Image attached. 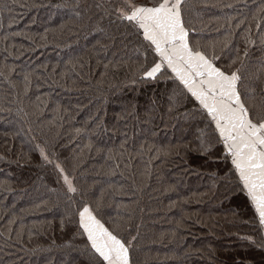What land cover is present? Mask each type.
<instances>
[{
	"label": "snow or ice",
	"instance_id": "1",
	"mask_svg": "<svg viewBox=\"0 0 264 264\" xmlns=\"http://www.w3.org/2000/svg\"><path fill=\"white\" fill-rule=\"evenodd\" d=\"M55 7L66 9L78 20L85 17L91 20L95 16V31L112 42L104 46L105 52L116 46L118 38L110 30L113 25L115 31L120 32V43L125 49L129 43L135 42L132 49L136 55L135 67L132 68L123 57L116 59V53H113L112 59L105 57L104 71L97 73L98 84L103 82L109 71L118 72L121 68L133 72V84L163 83L166 88L164 106L168 115L177 122L182 118L183 126L179 131L182 134L192 132L195 137L194 149L188 144L157 147L144 135L150 131L155 136L156 132L141 128L139 134L144 138L139 147L135 143L130 147L128 132L113 125L112 135L120 133L123 137L118 148L107 147L106 143L103 146L88 145L89 149L95 148L98 153L105 154L106 163L110 162L108 175L119 172L123 176L124 170L132 169L134 159L146 156L141 175L150 177L154 161L173 153L179 155V149L184 147L203 161L199 167L205 164L217 166L210 172L214 180L212 187H217L216 182H223V201L243 200L251 213V220L245 222L252 224L259 239L251 235L240 239L249 250L264 253V0H235L232 3H221L220 0H94L91 4L74 0L71 5L65 3ZM209 9H219L222 14L205 20ZM224 9L232 11L225 12ZM249 16L251 21H255V33ZM105 21L108 22L107 28ZM212 24L217 25L214 31L221 36L209 39ZM13 36L30 42L34 40L27 32H14ZM41 39L46 40V35ZM97 63L101 61L97 60ZM86 64L90 70V62L69 60L66 70L60 74L61 78L75 75L84 80ZM15 72V65L4 64L0 68V84L6 85L5 91L10 89L13 96L10 103L0 101V114H3L0 115V125L12 126L11 132L5 131L4 134L13 139L20 138L21 147L23 143L31 144L30 152L38 155L39 167L51 170L53 182L59 186L58 189H50L57 193L54 206H63L60 230L71 227L72 235L62 245L53 241L49 246L29 247L36 236L46 231L42 224L24 222V217L33 209L17 211L15 203L10 207L0 206V221L4 222L5 229L0 231V240L3 241L0 243V253H3L0 264H29L32 257L36 258L35 264H41V256L44 257L43 264H55V257L50 255L54 251L62 253L59 264H137L135 253L141 225H135L134 233L132 223L133 205L137 202L122 205L129 211L126 215L117 213L114 217L106 211L104 194L95 196L91 185L80 183L57 153L50 151L46 142L39 141L38 113L44 106L43 102L30 105L31 111L26 105V101L31 99L29 93L35 70L22 69L19 81L12 78ZM72 83L75 84L76 80L73 79ZM161 107L160 101L153 98L147 118L141 120L135 103H132L130 109L125 106L117 114V122L133 117L137 124L152 125L156 118L154 114ZM56 111H61L59 105ZM90 122L94 124L93 135L100 138L108 136L109 127L103 116L98 113L90 118ZM165 127H168L167 123ZM76 132L79 134L81 129H76ZM3 159L0 156V161ZM135 175V172H130L133 180ZM109 187L113 189V196L126 194L122 185L110 183ZM4 190L10 191V186ZM48 203L43 202V206L47 207ZM73 253L77 258H73ZM232 264L256 262L246 255L243 259H234ZM261 264H264V255Z\"/></svg>",
	"mask_w": 264,
	"mask_h": 264
},
{
	"label": "trees",
	"instance_id": "2",
	"mask_svg": "<svg viewBox=\"0 0 264 264\" xmlns=\"http://www.w3.org/2000/svg\"><path fill=\"white\" fill-rule=\"evenodd\" d=\"M73 2L74 0H0V68L4 64L15 65L16 72L12 78L17 81L22 69L35 70L29 93L31 99L26 101V105H29L28 110L31 111L30 105L43 102L44 106L38 113V127L41 130L39 141L46 142L48 149L57 153L68 170L77 175L80 183L91 185L95 196L104 194L106 211L114 217L117 213L126 215L129 211L122 205L130 201L137 202L133 205L132 222L134 233L135 225H141L138 250L135 253L137 264H232L234 259H243L246 255L256 264H261L264 253L249 250L240 239L245 235L259 239L252 224L245 222L251 220V213L243 200L237 199L233 203L223 201L225 187L222 181L216 182V188L212 187L214 180L210 172L216 170V165L205 164L199 167L203 161L194 152L181 147L179 155L173 153L167 158L161 157L154 161L150 177L141 175L146 156L134 159L132 169L124 170L123 176L119 172L108 175L110 162L106 163L105 154L98 153L95 148L89 149V143L96 146L106 143L107 147L118 148L123 137L120 133L112 135L113 125L128 132L131 137L130 147L135 143L138 148L144 135L157 147L188 144L194 149L196 142L192 132L182 134L179 131L183 126L182 118L177 122L168 115L164 106L166 88L163 83L133 84V72L121 68L118 72L109 71L103 82L98 84L97 73L104 71L103 63L112 59L113 53H116V59L123 57L132 68L135 67L136 55L132 50L135 42L129 43L125 49L120 43V32H116L113 25L110 30L118 38L116 46L105 52L104 46L112 42L95 31V16L91 20L87 17L78 20L66 9L55 7L57 4L71 5ZM81 2L91 4L94 0ZM220 2L232 3L235 0ZM221 14L219 9H209L205 20ZM249 20L255 33V21H251L250 16ZM62 24L63 28L60 27ZM104 26L108 27L107 21ZM216 27V24L210 26L212 31L208 35L209 39L221 36V33L214 31ZM14 32H27L34 40L30 42L23 37L13 36ZM45 35L47 39L42 40L41 37ZM253 52L256 56L259 55L255 49ZM69 60L90 62V70L87 64L83 70L87 74L84 80L75 75L61 78L60 74L66 70L65 65ZM97 60L101 63H97ZM53 68L56 69L55 72ZM73 79L76 80L75 84L72 83ZM6 88V85L0 84V101L10 103L12 92L10 89L5 91ZM37 97H40L39 101ZM153 98L160 101L162 107L154 114L156 118L152 125L137 124L133 117L117 122V114L125 106L130 109L132 103H135L140 119H146ZM57 105L61 109L59 113L56 111ZM98 113L104 117L109 127L108 136L103 138L92 134L94 124L90 122V118ZM165 123L168 127H165ZM174 123L176 126L172 127ZM141 128L151 129L156 135L152 136L150 131L140 135ZM76 129H81V132L78 134ZM11 130L10 125H0V156L4 158L0 161V206L10 207L15 203L17 211L22 208L33 209L31 214L24 217V222L29 225L42 224L46 231L43 235L36 236L29 247L49 246L53 241L56 245H62L71 239L72 230L71 227L60 230L63 206H54L57 193L50 190L58 189L59 186L54 184L50 169L39 167L38 155L30 152L31 144L23 143L21 147L20 138L13 139L4 134ZM220 167L223 168V165ZM130 172H135V180L130 178ZM197 172L200 174L197 175ZM110 183L122 185L126 194L113 196ZM8 186L11 190L5 191ZM136 188L139 190L135 191ZM45 201L49 202L47 207L43 206ZM37 205L41 206L37 208ZM234 212L238 215H233ZM230 215L236 221L221 220ZM226 224L229 231L235 233V237L228 239L231 245L226 250L230 254L224 256L223 249H220L222 251L219 255L214 254L212 250L222 242L215 240L210 230L215 227L220 233L215 234L224 236ZM3 230L4 222L0 221V231ZM155 235H162L163 239ZM203 242L208 243L204 245ZM0 243L3 241L0 240ZM50 255L55 257V264H59L62 253L54 251ZM73 258H77L75 253ZM43 261L44 257L41 256V264ZM35 262L36 258L32 257L29 264Z\"/></svg>",
	"mask_w": 264,
	"mask_h": 264
},
{
	"label": "rangeland",
	"instance_id": "3",
	"mask_svg": "<svg viewBox=\"0 0 264 264\" xmlns=\"http://www.w3.org/2000/svg\"><path fill=\"white\" fill-rule=\"evenodd\" d=\"M210 220L212 221L213 219H210ZM221 220L222 221L225 220V221H231V222H233V221H236V218L235 217L233 218V215H230L229 217H226V218L224 217ZM210 226H212V225L210 224ZM210 231L212 232V235L211 236H213L215 240H220L222 242L221 244L219 243L216 246V248H214V250H212L213 253L219 255V253L222 251L220 249H223L224 250V256L230 254V252L228 250H226L228 247L230 248L229 245H231V242H228V239L231 238V237H235V235H234L235 233H233V231L232 232L229 231L227 224L224 226V236L223 235L220 236V235L215 234V233H219V229H216L215 227H213ZM205 233H207L206 230H205ZM202 236H204V235H202ZM155 237L161 238L160 236H156V235H155ZM207 243L208 242H203L204 245H206Z\"/></svg>",
	"mask_w": 264,
	"mask_h": 264
}]
</instances>
